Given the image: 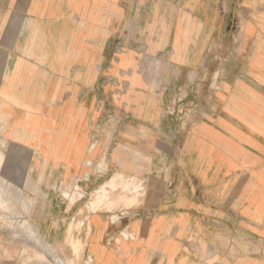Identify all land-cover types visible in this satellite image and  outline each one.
<instances>
[{
	"label": "crops",
	"instance_id": "crops-1",
	"mask_svg": "<svg viewBox=\"0 0 264 264\" xmlns=\"http://www.w3.org/2000/svg\"><path fill=\"white\" fill-rule=\"evenodd\" d=\"M0 46V90L20 62L14 156L66 157L46 167L88 174L85 190L139 174L127 264H264V0H14ZM126 71L121 92L102 84ZM94 220L84 251L102 264L110 226Z\"/></svg>",
	"mask_w": 264,
	"mask_h": 264
},
{
	"label": "rangeland",
	"instance_id": "rangeland-1",
	"mask_svg": "<svg viewBox=\"0 0 264 264\" xmlns=\"http://www.w3.org/2000/svg\"><path fill=\"white\" fill-rule=\"evenodd\" d=\"M13 4L14 0H0V26L3 23L6 12L12 9ZM22 46L21 44L20 47ZM126 48L122 43H118L115 49L118 53L116 55L117 58L122 53H125ZM170 52V50H165L166 57ZM2 54L6 58L5 49L0 46V59ZM5 63H7L6 60L0 61V66ZM55 63L57 62L53 61V64ZM19 64L20 62L17 64L15 72L12 71L14 73L10 79L13 80ZM128 76L129 72L126 71L121 77L118 76L111 79L105 77V80L104 78L102 79V84L111 83L117 85V90L121 92L128 84ZM118 91L112 93L114 100L122 95ZM14 96L12 81L11 83L7 81L4 88L0 90V151L6 159V162L0 163V195L7 203L6 208L0 207V264H56L57 262V264H62L66 252L63 242L61 244L60 233L57 237L51 238L46 242L38 233L37 228L41 220L45 218H48V220L43 223L44 229H60V224H62V229L66 230L64 231V236L70 229L75 239L81 243L82 250L75 264H87L88 259L89 264H96L93 258L84 251L87 241L91 239L90 243L92 241V244H94L92 228L96 217H100L110 226L103 235L102 244H100L102 249L108 252V257L102 264H127L129 259L137 252L135 245L139 242V238L132 234L130 222L126 226L125 219L129 218L128 209L140 207L147 195L146 188L141 178H139V174L127 177L120 173L124 175L125 180L130 183L133 182V185L137 187L133 199L126 205L119 204L109 210L104 205L108 201L104 200L99 209H89L87 203H90L95 189L107 183L112 176L110 178L107 176L96 188L85 190L81 184L87 177L85 175L88 174H74L68 179H61L60 168L46 167L49 160L52 161L54 166H57L61 164V161L66 160V157L60 155H54L51 158L43 157V160L47 162L45 166V163H41L40 158L34 155L21 156V158L14 156L13 144H18V142L13 140L14 133L15 135L18 134V122L23 116L19 119L18 109L13 107ZM181 109H183L181 103L178 102L166 106L163 114L172 118L175 116L173 114L176 110L181 111ZM185 109L188 110L187 108ZM31 113L32 110H24L25 121L28 122L32 117ZM90 148L92 149L93 145ZM19 159L22 161L21 167H19ZM134 164L140 168L144 161L142 158H137L136 161L134 160ZM86 166H92L90 159L86 160ZM139 168L138 171L140 170ZM106 189L108 188L106 187ZM121 192V187H118L116 192L111 193L109 200ZM130 196L132 197V195ZM61 216L67 218V220H63L60 223L58 219ZM22 221L34 225L36 234L45 245V247H40V249L43 250L46 261L41 262L35 258L39 248L36 252V248L31 243L32 241L27 239L24 230L20 226ZM192 247L194 248L195 245Z\"/></svg>",
	"mask_w": 264,
	"mask_h": 264
},
{
	"label": "bare ground",
	"instance_id": "bare-ground-1",
	"mask_svg": "<svg viewBox=\"0 0 264 264\" xmlns=\"http://www.w3.org/2000/svg\"><path fill=\"white\" fill-rule=\"evenodd\" d=\"M18 63L19 62L15 64V67L13 69L14 72L17 68ZM13 73L9 77H7L8 83H11L12 79L10 78H12ZM3 162H6V159L3 156L2 152L0 151V163ZM125 179L126 178L124 177V175L120 173L113 175L112 178L107 183L95 189L93 195L91 196L90 203H87V207L89 209H93V208L99 209V207L103 204L104 200L108 201L104 205L109 210H111L114 206L119 204L126 205L128 202H130L133 199L134 194L137 191V187L133 185V182L130 183L128 180ZM106 187L108 189H106ZM118 187H121L122 192L117 195H114L115 197L110 198L109 200V196L111 195V193L116 192V189ZM130 195H132V197ZM0 207L3 209L7 207L6 200L2 199L1 195H0ZM20 226L24 230L25 232L24 234L27 236V239L32 241L31 243L34 245L33 247L36 248L35 249L36 252L37 249L39 248V251L35 254V258L39 259L41 262L44 260L46 261L44 252L42 249H40V247H45V245L44 243H42V239H40V237L36 234V231L34 230V225L22 221ZM63 244L65 246L66 254L64 261H62V264H75L76 261L79 259V254L81 253L82 249H81V243L75 239L70 229L69 232L63 237ZM87 264H89V259L87 260Z\"/></svg>",
	"mask_w": 264,
	"mask_h": 264
},
{
	"label": "built area",
	"instance_id": "built-area-1",
	"mask_svg": "<svg viewBox=\"0 0 264 264\" xmlns=\"http://www.w3.org/2000/svg\"><path fill=\"white\" fill-rule=\"evenodd\" d=\"M182 112H183L182 110L181 111L180 110H176V112L173 115L180 116V115H182Z\"/></svg>",
	"mask_w": 264,
	"mask_h": 264
}]
</instances>
